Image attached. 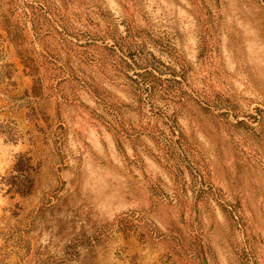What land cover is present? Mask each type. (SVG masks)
Listing matches in <instances>:
<instances>
[{"label":"rangeland","instance_id":"rangeland-1","mask_svg":"<svg viewBox=\"0 0 264 264\" xmlns=\"http://www.w3.org/2000/svg\"><path fill=\"white\" fill-rule=\"evenodd\" d=\"M0 264H264V0H0Z\"/></svg>","mask_w":264,"mask_h":264}]
</instances>
